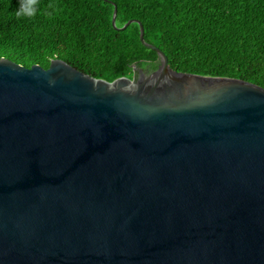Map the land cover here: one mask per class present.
Segmentation results:
<instances>
[{
  "label": "water",
  "instance_id": "1",
  "mask_svg": "<svg viewBox=\"0 0 264 264\" xmlns=\"http://www.w3.org/2000/svg\"><path fill=\"white\" fill-rule=\"evenodd\" d=\"M0 57V264H264V89Z\"/></svg>",
  "mask_w": 264,
  "mask_h": 264
},
{
  "label": "trees",
  "instance_id": "2",
  "mask_svg": "<svg viewBox=\"0 0 264 264\" xmlns=\"http://www.w3.org/2000/svg\"><path fill=\"white\" fill-rule=\"evenodd\" d=\"M21 0H0V57L47 68L59 59L95 79L152 71L160 49L178 72L240 79L264 89V0H36L37 14L15 13Z\"/></svg>",
  "mask_w": 264,
  "mask_h": 264
},
{
  "label": "clouds",
  "instance_id": "3",
  "mask_svg": "<svg viewBox=\"0 0 264 264\" xmlns=\"http://www.w3.org/2000/svg\"><path fill=\"white\" fill-rule=\"evenodd\" d=\"M37 14L36 0H21L20 8L15 15L20 17L31 18Z\"/></svg>",
  "mask_w": 264,
  "mask_h": 264
},
{
  "label": "flooded vegetation",
  "instance_id": "4",
  "mask_svg": "<svg viewBox=\"0 0 264 264\" xmlns=\"http://www.w3.org/2000/svg\"><path fill=\"white\" fill-rule=\"evenodd\" d=\"M147 71V69H145Z\"/></svg>",
  "mask_w": 264,
  "mask_h": 264
}]
</instances>
